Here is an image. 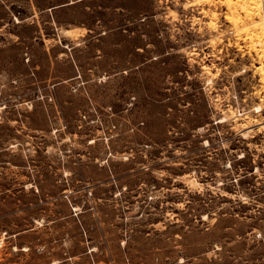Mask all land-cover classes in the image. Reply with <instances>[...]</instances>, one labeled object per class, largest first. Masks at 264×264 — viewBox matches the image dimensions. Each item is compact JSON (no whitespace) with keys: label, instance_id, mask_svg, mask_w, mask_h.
Instances as JSON below:
<instances>
[{"label":"rangeland","instance_id":"obj_1","mask_svg":"<svg viewBox=\"0 0 264 264\" xmlns=\"http://www.w3.org/2000/svg\"><path fill=\"white\" fill-rule=\"evenodd\" d=\"M227 12L0 0V264H264L258 46Z\"/></svg>","mask_w":264,"mask_h":264},{"label":"bare ground","instance_id":"obj_2","mask_svg":"<svg viewBox=\"0 0 264 264\" xmlns=\"http://www.w3.org/2000/svg\"><path fill=\"white\" fill-rule=\"evenodd\" d=\"M223 3L228 11V20L238 34L245 33L258 46L256 52L260 64L256 70L260 73L264 88V0H223Z\"/></svg>","mask_w":264,"mask_h":264},{"label":"built area","instance_id":"obj_3","mask_svg":"<svg viewBox=\"0 0 264 264\" xmlns=\"http://www.w3.org/2000/svg\"><path fill=\"white\" fill-rule=\"evenodd\" d=\"M2 94H1V91H0V110L3 109V106H4V103H3V100L1 98Z\"/></svg>","mask_w":264,"mask_h":264}]
</instances>
